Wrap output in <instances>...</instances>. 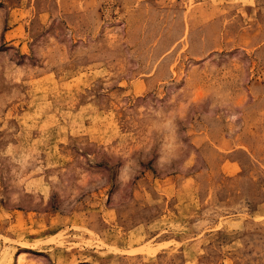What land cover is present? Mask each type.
Segmentation results:
<instances>
[{
    "label": "rangeland",
    "instance_id": "1",
    "mask_svg": "<svg viewBox=\"0 0 264 264\" xmlns=\"http://www.w3.org/2000/svg\"><path fill=\"white\" fill-rule=\"evenodd\" d=\"M0 264H264V0H0Z\"/></svg>",
    "mask_w": 264,
    "mask_h": 264
}]
</instances>
